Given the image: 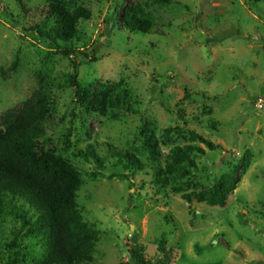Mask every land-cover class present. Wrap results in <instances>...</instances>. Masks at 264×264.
<instances>
[{"label": "rangeland", "instance_id": "obj_1", "mask_svg": "<svg viewBox=\"0 0 264 264\" xmlns=\"http://www.w3.org/2000/svg\"><path fill=\"white\" fill-rule=\"evenodd\" d=\"M53 3L90 12L59 48L29 29L58 25L40 14ZM147 16L148 33L125 28ZM68 45L78 50L76 79L91 99L99 86L119 84L129 100L114 98L105 115L76 107L66 82L73 58L58 53ZM92 48L94 62L81 54ZM39 76L55 85L42 147L66 158L81 181L77 209L97 238L89 264H133L129 252L139 246L142 264H264V0H0V122L38 88ZM108 145L141 168L123 169ZM193 146L204 152L190 156L194 168L189 160L180 166L190 180H155L153 166L165 169L176 149ZM97 157L104 165L96 170ZM214 194L225 195L222 207L207 203ZM32 217L21 200L0 207V264L12 255L39 264L41 236L24 225ZM12 240L16 249L7 246Z\"/></svg>", "mask_w": 264, "mask_h": 264}, {"label": "trees", "instance_id": "obj_2", "mask_svg": "<svg viewBox=\"0 0 264 264\" xmlns=\"http://www.w3.org/2000/svg\"><path fill=\"white\" fill-rule=\"evenodd\" d=\"M259 1V0H256ZM27 14V11H24ZM40 14L46 18L56 17L58 25L50 31L40 30L37 25H30L29 29L40 38H44L52 45L69 43L76 26L80 20H89L90 12L81 7H74L72 11L65 9L60 3H53L41 10ZM153 27L152 19L147 16L143 19H131L125 28L140 33H148ZM58 53L65 57L73 58V74L66 80L67 84L74 89L75 106L92 113L105 115L113 105L115 98L128 99L131 94L129 89L116 85L109 87L99 86L96 96L90 98L86 87H82L76 79L79 63L77 60L78 50L72 46H64L58 49ZM97 49L81 53L84 58L94 62ZM15 65H12L14 70ZM7 73V72H6ZM5 76V71L2 70ZM38 88L23 101L17 108L7 111L0 122V207L6 201L21 200L32 210V220L24 222L29 225L28 234H40V243L45 253L39 264H89L93 262L92 249L97 241L95 233L81 220L77 209V191L81 181L71 163L64 157L51 151H44L41 139L45 136L44 123L51 116V91L55 88L52 81H45L42 76L38 77ZM189 96H185L188 100ZM115 116V113H112ZM147 124H144L141 132L145 133ZM190 136L202 143L208 150L217 149L209 139L190 132ZM146 145L150 154H154L155 141L147 137ZM109 154L125 170H139L140 162L127 151L108 145ZM203 150L193 146L178 148L173 153L172 164L165 169L159 165L152 167L156 181L165 174L179 177L192 178L189 168H194L193 160H189L194 153L203 154ZM189 160V161H188ZM188 161V169H182L183 163ZM97 168H102L104 159L96 158ZM238 167L229 179V188H234V179ZM98 176V173H93ZM190 178V179H189ZM193 186L195 183L191 180ZM189 184V183H188ZM182 199L189 204L190 194H183ZM209 205L222 207L225 195L214 194L206 199ZM191 211V210H190ZM26 214H28L26 212ZM167 219V218H165ZM9 248L16 249V241L12 240ZM164 242L159 243L158 249L163 253ZM145 247L139 246L129 252L130 262L142 264V256ZM7 264H19L17 255L9 257ZM149 264V263H143Z\"/></svg>", "mask_w": 264, "mask_h": 264}]
</instances>
